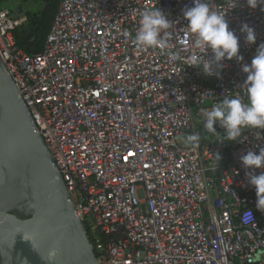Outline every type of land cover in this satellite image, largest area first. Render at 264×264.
<instances>
[{
	"label": "built area",
	"instance_id": "2783aa9c",
	"mask_svg": "<svg viewBox=\"0 0 264 264\" xmlns=\"http://www.w3.org/2000/svg\"><path fill=\"white\" fill-rule=\"evenodd\" d=\"M208 3L226 13L243 56L224 60L219 78L192 65L211 57L186 26L192 0H60L34 55L13 35L26 17L0 9V57L99 264H264V213L240 162L264 147V130L218 142L202 122L225 95L245 98L241 69L264 43V11L246 0L233 9L232 0ZM155 8L172 21L163 49L135 41L141 14ZM242 23L254 28V44ZM193 133L196 147L186 141Z\"/></svg>",
	"mask_w": 264,
	"mask_h": 264
},
{
	"label": "water",
	"instance_id": "95a60500",
	"mask_svg": "<svg viewBox=\"0 0 264 264\" xmlns=\"http://www.w3.org/2000/svg\"><path fill=\"white\" fill-rule=\"evenodd\" d=\"M53 246L54 264H99L0 57V264H47L41 257Z\"/></svg>",
	"mask_w": 264,
	"mask_h": 264
},
{
	"label": "clouds",
	"instance_id": "9594fccd",
	"mask_svg": "<svg viewBox=\"0 0 264 264\" xmlns=\"http://www.w3.org/2000/svg\"><path fill=\"white\" fill-rule=\"evenodd\" d=\"M238 4V0H232V9ZM246 5L250 9L258 6L264 11V0H246ZM183 17L187 21V28L194 39L193 47L207 54L206 58L199 66V57L194 56L192 65L200 69L203 75L219 78V71L223 69L224 60L235 58L237 62L243 60L239 54V37L229 28L226 13L222 10H213L208 0H192V6L183 10ZM172 21L168 15L160 9L155 8L145 10L141 14L140 27L136 31L135 41L144 48H165L167 42L165 36L167 29L171 27ZM240 32L244 34L246 44L256 42V32L247 23H242ZM179 54L172 53L171 60H178ZM242 72L246 74V79L242 84L244 99L234 95H225L219 102L214 103L210 108L203 110V130L206 134L218 137V142L242 141L240 139L245 129L264 130V43L257 48L250 64L242 65ZM214 125H218L223 130V134L217 131ZM201 140L199 134L193 133L186 136V141L192 147H196ZM216 167L221 159L219 154H215ZM240 162L247 171L245 173L248 184L255 189L257 211L264 213V171L256 174V170L264 169V147L258 153L247 151L240 157ZM59 249L51 247L46 256L41 257L47 264H54Z\"/></svg>",
	"mask_w": 264,
	"mask_h": 264
},
{
	"label": "trees",
	"instance_id": "16d2710c",
	"mask_svg": "<svg viewBox=\"0 0 264 264\" xmlns=\"http://www.w3.org/2000/svg\"><path fill=\"white\" fill-rule=\"evenodd\" d=\"M19 0H0V9L6 8L10 11L12 5L16 4V9L27 19L26 23L13 32L17 46L28 55H34L42 52L46 35L57 10L60 0H33L36 5L44 4L41 10L23 11ZM20 16V15H19ZM26 26L29 27L28 34ZM87 232V230H86ZM88 233V232H87Z\"/></svg>",
	"mask_w": 264,
	"mask_h": 264
},
{
	"label": "rangeland",
	"instance_id": "374dc122",
	"mask_svg": "<svg viewBox=\"0 0 264 264\" xmlns=\"http://www.w3.org/2000/svg\"><path fill=\"white\" fill-rule=\"evenodd\" d=\"M18 2H20L22 4V8L23 11H36L37 10V6L33 0H19ZM15 9H16V4L14 5Z\"/></svg>",
	"mask_w": 264,
	"mask_h": 264
},
{
	"label": "crops",
	"instance_id": "0c3cea01",
	"mask_svg": "<svg viewBox=\"0 0 264 264\" xmlns=\"http://www.w3.org/2000/svg\"><path fill=\"white\" fill-rule=\"evenodd\" d=\"M43 7H44V4H43V3H40V4L37 6V10H41ZM10 12H11V14H12L13 16H15V17H18L19 15H20V16H24V15L20 14V13L18 12L17 9H15V6H14V5H12V8H10Z\"/></svg>",
	"mask_w": 264,
	"mask_h": 264
}]
</instances>
